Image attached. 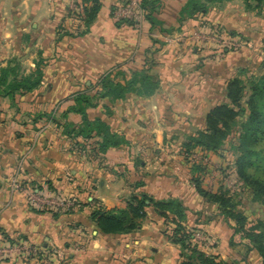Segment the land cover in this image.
I'll list each match as a JSON object with an SVG mask.
<instances>
[{"label":"crops","instance_id":"0c3cea01","mask_svg":"<svg viewBox=\"0 0 264 264\" xmlns=\"http://www.w3.org/2000/svg\"><path fill=\"white\" fill-rule=\"evenodd\" d=\"M96 1L98 12L85 27L80 16L67 12L66 0H0V68L17 64L27 75L40 62L43 74L33 92L0 96V238L56 251L58 264H179V246L165 237L163 219L152 207L145 208L139 228L124 235L103 234L90 218L93 202L106 210L124 209L132 194L144 193L155 201L178 198L189 224L211 221L215 244H204L200 251L239 262L235 255L243 252L232 231L196 193L179 150L204 128L212 106L226 102L225 80L237 73L243 59L216 63L208 48H193H201L199 38L185 36L214 27L262 45L264 3L246 9L242 0H194L205 8L197 16L186 11L190 0H157L151 15L155 24L145 19L136 31L113 15L121 0ZM116 68L118 80L143 71L151 90L113 103L100 100L86 114L105 123L125 145L98 156L76 151L63 128L64 122H81L79 115L66 113L72 98L94 93L99 79ZM207 158L225 164L218 154ZM31 193L49 200L69 197L77 207L70 213L41 207ZM76 244L82 250L72 247Z\"/></svg>","mask_w":264,"mask_h":264},{"label":"trees","instance_id":"16d2710c","mask_svg":"<svg viewBox=\"0 0 264 264\" xmlns=\"http://www.w3.org/2000/svg\"><path fill=\"white\" fill-rule=\"evenodd\" d=\"M79 1V18L86 27L95 18L99 6L96 0ZM242 2L246 9H255L264 0ZM155 3L157 0H141L145 19L152 21ZM186 11L190 15L196 13L198 16L205 12V8L201 3L190 0ZM152 24H155L154 21ZM258 69L264 70V65H260ZM120 74V68H116L99 79L92 88L94 93L91 95L79 93L73 96V106L66 113L79 115L81 122L79 125L64 122L63 128L73 141L76 151L88 150L92 156H98L112 147L125 145V141L112 134L105 123L99 119L89 120L86 114L87 109L96 107L100 100L106 99L113 103L125 99L129 94L139 96V90H151L143 71L133 72L129 79H123L122 76L118 80ZM246 74L247 71L239 68L234 76L225 80L226 102L215 103L205 116L204 128L187 137L181 147V154L191 170V184L196 193L217 207L226 226L243 240L238 245L245 249L244 257L239 262H229L198 250L192 244V235L186 230L187 218L183 203L177 199L155 201L144 193L132 194L124 209L106 210L98 202H93L90 218L101 233L124 235L137 230L141 220L145 218V208L150 206L165 223V237L179 246V264H250L246 257L250 251H254L261 264H264V221L248 222L247 216L239 209L241 196L250 203L264 207V72L259 75L250 74L248 77ZM42 77L40 62L27 75L21 73L17 64H8L0 68V96L13 98L18 94L33 92L40 86ZM66 113L62 115V120ZM51 122L57 123V120L51 117ZM93 138L97 141L90 145ZM82 139L90 143L82 144ZM223 150H229L233 155L231 165L240 184L238 201L236 195L230 194L227 189L221 188L215 192L204 189L202 183L208 173L207 167L201 163L190 164L188 160L192 153H199L204 157L210 154L221 156ZM139 186V182L133 185L135 190Z\"/></svg>","mask_w":264,"mask_h":264},{"label":"rangeland","instance_id":"374dc122","mask_svg":"<svg viewBox=\"0 0 264 264\" xmlns=\"http://www.w3.org/2000/svg\"><path fill=\"white\" fill-rule=\"evenodd\" d=\"M204 33L205 34L208 33L211 35V32H209V31H205ZM194 36H197V35L196 34H189L188 36H185V37H186V39L189 38L190 41H195V39L198 40V38H194ZM212 37H214L217 40V42H218L217 45L219 48L218 47L212 48L213 46H210L207 44L204 47L210 46V49L207 50V53H208V55L212 56L213 60L217 61L216 63H220L221 61L222 62L226 61L228 58L234 59L236 57V58H238V60L243 59V62L240 63L243 66H241L240 68L247 71V74H246L247 77L250 76V74L259 75V74H262L264 72V70L258 69V67H260V65H264V44L259 45L257 43L258 46L255 47L254 45H252L249 42V39H248L249 36L245 35V37L243 36V37H240L238 39H234V38H231L228 34L221 32L219 29L217 30V32H214V34L211 35L210 38H212ZM244 38L247 41L244 40ZM253 38H256L257 40L263 39L262 36H259V35H254ZM208 43H210L211 45L215 44L214 41H209ZM193 48L198 49V51H204L202 49V47L201 48L193 47ZM235 55H239V56L237 57ZM179 151L182 152V149H180ZM86 152L87 151L84 150L82 153H86ZM221 156L223 157V159H225V161H224L225 164L223 166L218 164V162H219L218 159L215 162L214 161L211 162V161H209V159L207 157H204L199 153H192L189 156L188 160L190 161V164L201 163V165L208 167V170L213 171L214 174L211 173L210 174L211 176H208V175L204 176V181L202 183V186L204 189H211L210 190L211 192L218 191L221 188H222V190L227 189L230 194L236 195V200L238 201L240 196H237L238 195L237 192H239L238 187L240 186V184L237 182V178L234 174V170H233V167L231 165L232 161H233V155L231 154V152L229 150L228 151L223 150L221 153ZM196 161H198V162H196ZM216 166L219 168L213 169ZM215 171L216 172L218 171V173H219L218 174L219 177L217 179L215 177V175H216ZM215 180H216V183L213 184L212 182H214ZM15 184H17V183H15ZM68 199H71V198L68 197ZM175 199L179 200L178 198H175ZM201 199H203V198H201ZM203 200L205 203L208 204V202L205 199H203ZM239 202H240L239 209H240V211H242L244 213V215L247 216L248 222H255V221H259V220L264 221V207H262L261 205H258L256 203H250L248 200L245 199L244 196H241V199L239 200ZM199 206L200 207L203 206L201 204V202H199ZM210 206H212V205H210ZM213 207H214V209L209 207V209H211V213H215L220 218H222L219 215V211H218L217 207H215L214 205H213ZM206 209L207 208H205V211H206ZM185 215L187 217L186 207H185ZM220 218H218V219H220ZM210 222L211 221L206 222L205 218L204 219H198L195 224L193 222H191V224H189L188 222H185L187 232L192 235V244L196 245L198 250L202 249V246L204 244H209V242L215 244V241H214L215 239L210 238V237H213V235H214V233L212 235L213 230L211 229L210 226H208V223H210ZM163 223H164V221H163ZM164 229H165V223H164ZM229 229L232 230L231 228H229ZM224 230H226V229H224ZM232 233H233V231H232ZM231 235L233 236V242L234 243H240L243 241L242 239L239 238V235H234V234H231ZM229 240H231V238ZM224 244H226V241ZM72 247H73V245H72ZM75 250H82V249L77 248ZM239 251L243 252V251H245V249L243 250L239 246ZM235 257H237L236 260L240 261V259H242L244 257V252L241 255H239V254L237 255V253H236ZM246 257L248 258V261L250 262V264H261L260 259L258 258V256L255 254L254 251H250L248 253V256L246 255ZM29 260H31V259H29ZM26 262H24V263H26Z\"/></svg>","mask_w":264,"mask_h":264},{"label":"built area","instance_id":"2783aa9c","mask_svg":"<svg viewBox=\"0 0 264 264\" xmlns=\"http://www.w3.org/2000/svg\"><path fill=\"white\" fill-rule=\"evenodd\" d=\"M67 12L76 17L80 16V6L79 0H66ZM141 0H121L120 4L113 11V15L117 20L125 21L130 23L132 28L136 31H140L144 23L145 16L144 11L141 8ZM77 13V14H76ZM71 15V16H72ZM72 16V17H73ZM211 35L217 32V29L208 30ZM202 35H196L194 38H199L201 41L200 46L202 48H212L218 47L217 40L208 33L201 31ZM209 41H214V45L208 43ZM207 45V47H204ZM223 45V44H222ZM221 45V46H222ZM219 48V47H218ZM207 49V50H209ZM16 185V184H15ZM17 187V186H16ZM30 199L36 204H40L41 207H53L55 209H60L62 212L73 211L77 205L72 199H44L38 198L34 193L30 196ZM81 245H74V249L80 248ZM56 251L43 250L36 247L29 246L20 240H8L6 238H0V262L2 261H16L17 263H24L29 259L34 260L36 264H58L56 259Z\"/></svg>","mask_w":264,"mask_h":264}]
</instances>
